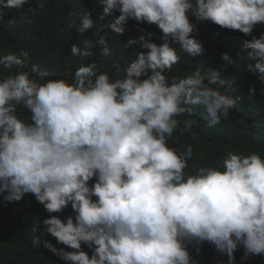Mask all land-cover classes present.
<instances>
[{"label":"clouds","instance_id":"9594fccd","mask_svg":"<svg viewBox=\"0 0 264 264\" xmlns=\"http://www.w3.org/2000/svg\"><path fill=\"white\" fill-rule=\"evenodd\" d=\"M27 2L0 0V8ZM30 2L47 29L57 20L65 33L74 30L77 44L67 48L78 63L68 81L47 79L37 64L24 70L27 59H38L37 47L0 56V214H12L13 202L28 194L50 214L27 224L29 248L65 264H199L190 249L199 253L205 243L227 264H236L241 247L242 261L264 255V156L229 152L220 165L193 172L192 145L178 151L169 144L198 124L189 106L204 109L207 127L227 120L237 99L221 89L235 81L200 67L182 78L167 75L179 53L202 58L210 50L203 26L217 36L238 30L251 39L237 55L218 56L217 68L222 60L233 70L239 64L256 78L248 93L258 83L264 88V33L253 35L264 25V0H55L47 11L46 0ZM92 14L108 35L156 28L162 43L129 39L125 47L146 51L123 76L119 64L115 79L97 73V63L119 57L107 46L121 39L87 38L97 26Z\"/></svg>","mask_w":264,"mask_h":264},{"label":"trees","instance_id":"16d2710c","mask_svg":"<svg viewBox=\"0 0 264 264\" xmlns=\"http://www.w3.org/2000/svg\"><path fill=\"white\" fill-rule=\"evenodd\" d=\"M46 1L45 11L52 8L55 3V0ZM35 6V2L31 3L28 0L22 9L0 8V56L10 53L19 55L21 49L37 47L36 56H38V59L35 61L27 59L24 70H30L32 64H37L41 69L47 70L49 73L47 79L71 81L72 74L75 71L70 74L69 72L78 62L68 56L67 45L77 44V36L74 30L67 33L62 31L57 20L53 24L51 23L48 29L44 27L46 21L39 20L40 9L35 12L29 11L30 8ZM80 8H82L81 5ZM92 18L96 21L97 26L101 25L102 29L95 31L97 26L90 29L89 33L86 34L87 38L95 41L97 38L95 34L99 33L101 36L121 39L117 44H114L115 47L107 46L113 52H117L118 58L112 55L110 59L115 57L113 61H103L99 64L93 59L91 61V63H97L98 67L95 69L97 73L108 72L113 79L117 78L114 64H119L120 77H122L123 70L128 63L137 59L138 53L146 51L139 45L125 47L129 39L144 36L150 42L162 43L160 39L162 32L159 29L148 28L143 31L145 34L130 32L123 35H108L110 31L104 23L100 22L96 15L92 14ZM222 30L225 32L224 35L217 36L213 31L203 26L201 34L203 38L208 40L210 50L206 49V53L202 58L199 55L188 57L184 53H179L181 56L180 62L174 65L172 72L167 73L169 78L173 76L182 78L200 67L205 73H209L214 69L222 70L227 78L235 81L230 88L225 86L224 89H221L237 99L236 107L230 110L227 120H223L221 124L215 127H207L204 109L200 106H189L192 109V118L198 121V124L183 134L174 133L172 140L169 141L170 146L177 148L178 151L185 150L189 144L192 145L194 155L193 159L189 161V170L193 172L195 168L200 166L215 167L220 165L229 152L244 155L255 152L264 156V88L258 83L259 90H256L254 95H251L250 91L248 93V88L254 83L253 78L255 77L247 69L240 68L239 64L233 70L232 66L227 65V62L222 60L217 68L218 60H220L218 56L223 53L237 55L238 47H242L245 41L251 39V37L240 33L238 30L223 28ZM262 33H264V25H257L253 35L259 37ZM68 41L70 42L68 43ZM102 47L104 48V46ZM47 59H51L52 64H49ZM81 62L84 63V59L81 58ZM3 75V69L0 68V76ZM235 75L238 77L239 84ZM242 95L244 98L242 103H239ZM242 104H246L244 106L247 107L245 113H241L238 108ZM18 113L21 118L29 119L30 114L27 110L20 108ZM13 205L14 211L12 214H0V264H65L51 251L42 255L31 250L24 238L27 224L33 223L35 217H39L41 221L49 217L50 214L45 211L43 205L38 203L31 194L26 195L20 202H13ZM51 215L60 216V213ZM62 247L65 246L62 245L58 249ZM83 247L91 255V250L86 246ZM66 250L71 251V249ZM190 250L199 264H214L217 259H224L225 264H227V258L220 257L213 247L207 243L201 247L199 253H196L194 249ZM235 255L237 257L236 264H264V255L252 256L246 261H242V247Z\"/></svg>","mask_w":264,"mask_h":264}]
</instances>
